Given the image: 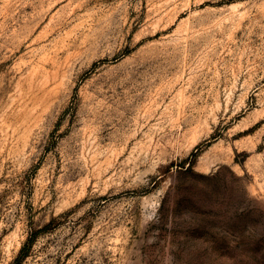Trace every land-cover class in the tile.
Wrapping results in <instances>:
<instances>
[{
    "label": "rangeland",
    "instance_id": "374dc122",
    "mask_svg": "<svg viewBox=\"0 0 264 264\" xmlns=\"http://www.w3.org/2000/svg\"><path fill=\"white\" fill-rule=\"evenodd\" d=\"M0 264H264V0H0Z\"/></svg>",
    "mask_w": 264,
    "mask_h": 264
},
{
    "label": "trees",
    "instance_id": "16d2710c",
    "mask_svg": "<svg viewBox=\"0 0 264 264\" xmlns=\"http://www.w3.org/2000/svg\"><path fill=\"white\" fill-rule=\"evenodd\" d=\"M33 239L31 238L21 249L19 257L16 259V262H20L23 258L26 257L29 246L31 245Z\"/></svg>",
    "mask_w": 264,
    "mask_h": 264
}]
</instances>
